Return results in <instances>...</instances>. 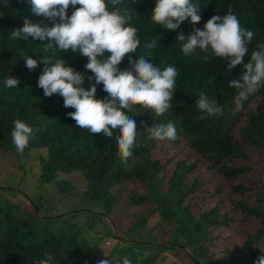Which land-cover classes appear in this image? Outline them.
Wrapping results in <instances>:
<instances>
[{
  "label": "trees",
  "instance_id": "16d2710c",
  "mask_svg": "<svg viewBox=\"0 0 264 264\" xmlns=\"http://www.w3.org/2000/svg\"><path fill=\"white\" fill-rule=\"evenodd\" d=\"M192 3L200 7V22L192 24L189 18L177 30L151 21L155 0H123L119 5L131 11L129 23L137 29L140 44L135 53L126 54L118 67L129 68L128 55H142L145 44L157 39L150 61L161 69L173 65L178 71L172 107L167 113L157 117L139 105L126 111L136 120L137 137L133 156L124 165L117 154L118 130L108 139L102 133L92 134L77 127L67 115L75 109L65 108L63 98L57 94L44 96L37 86L43 62L29 71L19 53L23 50L38 61L41 56L59 57L84 76L82 86L86 89L95 82H89L93 73L84 68L87 57L70 49L61 52L54 48L45 53L41 42L31 37L29 41L10 39V32L23 26L24 16L33 23L52 25L45 18L32 15L30 6L20 0H8L7 4L0 0V164L8 165L30 150H43L44 156L38 157L39 183L48 184L58 175L78 173L84 181L79 198L98 211L75 210L56 216L42 212L37 216L38 196L33 198L0 187V264H33L34 259H45V253L53 256L50 264H98L102 259L96 256L95 246L70 219L87 215L91 219L87 227L102 218L112 220L111 191L124 183L137 190L126 203L149 206V216L159 213L161 222L169 227L168 236L165 235L164 245L151 244L144 231L146 218L136 217L121 234L125 246L103 259L121 261L127 257L132 264H152L158 253L175 249L182 250L188 259L186 264H255L264 256V180L258 176L251 186L236 182L255 169L251 153L256 155L259 172L264 175V86L238 108L234 99L237 90L228 87V83L239 78L243 64L228 71L226 60L211 58L205 62V53L199 49L185 57L175 39L179 32L187 36L193 28L202 30L212 16L232 11L241 27L254 32L246 63L257 45L264 43V0ZM72 11L70 5L69 16ZM10 76L20 83L16 88L5 89L3 82ZM96 87L97 99H104L108 94L103 85ZM201 91L222 109V114L196 119L201 113L195 100ZM15 119L39 130L22 156L16 153L11 139ZM141 121L148 126L173 122L177 138L149 139ZM70 189L67 182H58L61 195ZM3 193L20 195L28 205L11 202ZM247 195H252V202H245ZM239 223L247 227L242 233L237 231Z\"/></svg>",
  "mask_w": 264,
  "mask_h": 264
},
{
  "label": "clouds",
  "instance_id": "9594fccd",
  "mask_svg": "<svg viewBox=\"0 0 264 264\" xmlns=\"http://www.w3.org/2000/svg\"><path fill=\"white\" fill-rule=\"evenodd\" d=\"M30 6V12L36 17H43L51 22L48 24L33 23L24 16L23 26L10 32V39L29 41L38 40L43 45V52L52 49L59 51L71 50L87 57L84 65L93 76L88 77L91 83L86 89L84 76L67 66L65 61L56 56H41L40 60L27 55L20 50V57L29 71H34L40 62L43 69L38 77L37 86L43 90L44 96L57 94L63 98L65 108L75 111L67 113L76 126L87 129L92 134H103L106 138L113 137L114 130L117 154L122 164L127 165L133 156L136 145L137 123L131 111L139 105L150 109L157 117L163 116L172 107L171 101L176 89L178 71L173 65L163 69L150 61L151 50L156 47L157 39L146 43L142 55L133 58L128 55L129 68L121 70V64L126 54H133L140 44L137 29L129 22L132 20L131 11L119 7L123 0H20ZM8 0H5V4ZM73 11L68 15L69 6ZM79 5L80 7H76ZM197 24L201 20L200 7L192 0H155L151 21L168 30H177L180 25L189 20ZM57 20L59 22H57ZM254 37V32L241 27L237 16L229 11L220 16L214 15L204 24L203 29L193 28L191 34L185 36L179 32L176 41L181 44V52L187 57L197 49L205 53L203 59L208 62L211 58L227 61V70L231 71L237 65L243 64V71L238 79L229 81L228 87L237 90L235 102L242 108L243 101L264 86V43L257 45L250 59L244 62L249 51L248 45ZM160 39V37H159ZM106 53L108 55H106ZM161 63H164L163 61ZM5 89L18 87L20 81L12 76L4 80ZM103 85V91L108 95L97 99V85ZM196 108L201 113L196 119L205 120L222 114V109L201 91L195 100ZM11 131L12 144L18 155H23L30 139L38 129H33L26 122L13 120ZM141 126L148 133L149 139L158 141L175 140L177 129L173 122L148 126L141 121ZM45 259L35 260L33 264H50L51 254L45 253ZM98 264H132L131 260L123 257L121 261L102 259ZM255 264H264V256L257 259Z\"/></svg>",
  "mask_w": 264,
  "mask_h": 264
},
{
  "label": "rangeland",
  "instance_id": "374dc122",
  "mask_svg": "<svg viewBox=\"0 0 264 264\" xmlns=\"http://www.w3.org/2000/svg\"><path fill=\"white\" fill-rule=\"evenodd\" d=\"M251 154V162L254 164L255 169L245 178L236 181L249 186L256 181L258 176L264 180V175H262V172H259V168H261L260 163L256 162V155L254 153ZM39 156H44L43 150H30L23 157L13 159L12 163L8 165L0 164V187L10 188L12 191L20 193L24 192L33 198L38 196L40 209L37 210V216L41 215L42 212H44L45 216H56L63 213L70 214L75 210L79 212H98L97 209H92V206L88 202L79 198L80 193L83 191L84 181L78 173L58 175L51 183L40 184ZM259 157H261L260 154ZM58 182H67L71 187L69 193L61 195L58 191ZM111 192L114 197L111 208L112 220L102 218L91 224V227H87V222L91 220L87 215L71 217L72 219H70V222L84 230V235L89 238V241L96 248V256L103 259L109 252L125 246L123 241L120 240L121 234L128 227V224L139 216L146 218L144 231L147 232L148 242L164 245L166 242L165 235L168 236L169 227L161 222L160 214L156 212L152 216H149L147 214L149 206H131L126 203L130 194L137 192L135 187L130 183H124L113 187ZM3 195L11 202L20 206L28 205L27 201L20 195L6 193H3ZM244 200L246 203H250L253 197L252 195H247L244 197ZM246 228L243 223H239L237 231L242 233ZM150 238L154 240H150ZM181 251L175 249L174 251L158 253L152 264H186L188 259ZM148 253L149 251H144V254L147 255Z\"/></svg>",
  "mask_w": 264,
  "mask_h": 264
},
{
  "label": "water",
  "instance_id": "95a60500",
  "mask_svg": "<svg viewBox=\"0 0 264 264\" xmlns=\"http://www.w3.org/2000/svg\"><path fill=\"white\" fill-rule=\"evenodd\" d=\"M89 212V211H88Z\"/></svg>",
  "mask_w": 264,
  "mask_h": 264
}]
</instances>
